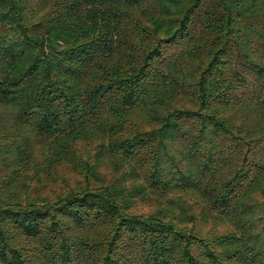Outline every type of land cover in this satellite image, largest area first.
Returning a JSON list of instances; mask_svg holds the SVG:
<instances>
[{
  "label": "trees",
  "instance_id": "16d2710c",
  "mask_svg": "<svg viewBox=\"0 0 264 264\" xmlns=\"http://www.w3.org/2000/svg\"><path fill=\"white\" fill-rule=\"evenodd\" d=\"M0 264H264V0H0Z\"/></svg>",
  "mask_w": 264,
  "mask_h": 264
},
{
  "label": "rangeland",
  "instance_id": "374dc122",
  "mask_svg": "<svg viewBox=\"0 0 264 264\" xmlns=\"http://www.w3.org/2000/svg\"><path fill=\"white\" fill-rule=\"evenodd\" d=\"M224 225H226V224H224ZM224 225L221 226V228H223ZM199 226L201 227L202 225L200 224ZM227 227H228V226L226 225L225 228H227ZM213 228H215L214 223H207L205 226L202 227V229H203V230H206V231L209 230V229H210V230H213Z\"/></svg>",
  "mask_w": 264,
  "mask_h": 264
}]
</instances>
